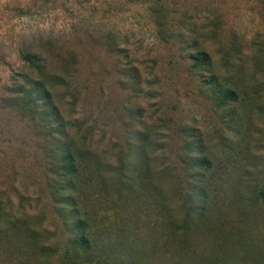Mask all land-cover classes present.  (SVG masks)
<instances>
[{
	"label": "rangeland",
	"instance_id": "obj_1",
	"mask_svg": "<svg viewBox=\"0 0 264 264\" xmlns=\"http://www.w3.org/2000/svg\"><path fill=\"white\" fill-rule=\"evenodd\" d=\"M162 1L0 0V264H264V0ZM29 52L70 83L35 110ZM52 105L94 154L73 182Z\"/></svg>",
	"mask_w": 264,
	"mask_h": 264
},
{
	"label": "trees",
	"instance_id": "obj_2",
	"mask_svg": "<svg viewBox=\"0 0 264 264\" xmlns=\"http://www.w3.org/2000/svg\"><path fill=\"white\" fill-rule=\"evenodd\" d=\"M155 4L157 11L163 7L162 0H147ZM163 14L159 16L160 26L165 30V20L161 19ZM190 57L193 60L192 66L195 68L204 67L208 64L211 59L209 52L206 49L198 48L197 50L190 52ZM24 59L27 61L30 69V73L23 75L24 83L22 89L24 91V96L27 99L31 100L32 107L36 109V103H53V91L52 87L56 85H65L68 86L69 81L64 77L60 76L55 72H50L47 70V66L44 63V59L41 55L37 53H25ZM215 75V74H214ZM215 78L217 76L215 75ZM221 99L226 102L228 100L238 99V92L232 87H227L223 90ZM40 104L39 106H41ZM39 110V108H37ZM43 117V110H39ZM45 119H48V131L55 137V142L62 150L59 152V157L56 159L57 168L63 175H69L72 178L78 177V174L81 169V163H87L90 161L89 155H94L88 149H85V145H82V148H79L73 139H68L63 144V139L68 135L65 131L66 121L57 111V107L52 105L50 110L45 114ZM60 150V149H59ZM140 152L141 149H137V152ZM138 152V155H139ZM82 160V161H81ZM195 162L199 163L203 167L211 166V159L207 155L197 156L194 159ZM120 170L123 171L125 166H119ZM260 196L264 201V188L260 190ZM88 222L85 218L79 217L74 223V229L76 230L75 235L72 237L73 248L76 252H86L91 248L92 241L87 231ZM36 233L33 232L32 236L35 238ZM37 243V244H36ZM33 245H37V250L39 255H41L48 246L45 244L39 245V241L36 240Z\"/></svg>",
	"mask_w": 264,
	"mask_h": 264
}]
</instances>
